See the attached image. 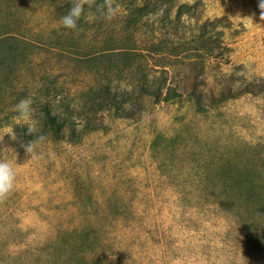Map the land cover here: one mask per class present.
<instances>
[{
    "label": "rangeland",
    "instance_id": "obj_1",
    "mask_svg": "<svg viewBox=\"0 0 264 264\" xmlns=\"http://www.w3.org/2000/svg\"><path fill=\"white\" fill-rule=\"evenodd\" d=\"M69 1L0 0V160L16 173L0 200V264H264L259 0H179L197 4L194 18L167 26L164 49L194 48L193 33L218 21L206 32L218 55L204 61L148 54L146 44L143 57L122 59L135 47L120 28L123 0L78 30L60 23L56 6ZM159 28L139 33L146 43ZM163 63L174 65L168 74ZM139 77L176 94L143 98L134 119L98 114L81 97L96 80L136 97ZM44 84L61 95L53 110L77 124L75 139L49 135L34 159L13 106L40 97L39 129Z\"/></svg>",
    "mask_w": 264,
    "mask_h": 264
},
{
    "label": "trees",
    "instance_id": "obj_2",
    "mask_svg": "<svg viewBox=\"0 0 264 264\" xmlns=\"http://www.w3.org/2000/svg\"><path fill=\"white\" fill-rule=\"evenodd\" d=\"M107 2L112 4L113 0H107ZM122 2L123 9L120 15V28L124 31L121 32L124 35H129L130 37L128 39H133L132 46H135L134 48L129 49L123 47L126 51L119 53V55H122V59L134 57L133 60L135 61L137 58L143 57L144 53L138 48V44H146L145 46L148 50V52H146L159 57L184 58L185 56L186 59L193 58V60L204 61V58L210 59L217 54L214 51L219 49L220 46H210V44H212V39L208 38L206 35L207 26L211 25L214 29L224 26L217 25L216 22L218 21L212 20H205L201 26V30L193 33L192 40L189 44L198 43L199 46L196 44L193 45L194 48L182 46L179 49H176L175 52H173V47L167 49L168 51H165L164 49L166 43L163 38L167 26H173V29H177L180 26L190 25L191 20L194 18L193 12L195 5H197L196 3H181L179 0H144L143 2H138V0H123ZM72 3L73 1H69L66 5L59 4L56 7L67 13ZM84 4L86 10L78 21L79 23L87 24L89 19L93 20L101 17L105 7V0H84ZM149 22L154 26L158 25L160 28L157 31H153L152 38L145 43L139 31L140 28L148 26ZM131 28L133 29L130 30ZM214 36H220V33H215ZM122 40L125 42V39ZM2 42L3 41H0V43ZM118 49H121V47H118ZM9 53L12 52L9 51ZM163 65L166 74L170 72L168 68L174 66L170 63H163ZM129 70L131 71L132 68L130 69L129 67ZM138 73H140L139 70ZM144 77H139L133 81L138 92L136 97L131 93L130 89L129 91L127 90V92L120 91L117 87H113L111 83H103L101 80H96L94 87H89L84 96L81 95V97L84 99V102H87L89 106L92 107V110L98 114L104 111L113 112L117 118L134 119L140 113L142 108L141 100L143 98L151 97L154 100L162 101L169 100V98L166 97L168 94L173 96L176 94L175 89L169 88L164 97V87H162V85L157 86V84H151L152 82L145 80ZM129 84L130 86L132 85V83ZM40 93L41 97L44 99L41 103V115L43 120L41 121L40 128L35 129L31 134L28 133L27 126L23 129L20 128L15 132L25 142H29L36 135L40 134H42L44 138L50 135L56 140L72 141V138L75 137L74 133L77 122L71 116L67 115V117H63L60 113L54 111L52 106L56 105L55 102L60 103L62 101L61 95L54 89H50L47 84L43 85ZM39 100L40 97H36L33 104H36ZM89 125L90 122L87 120L85 126L86 130L89 129Z\"/></svg>",
    "mask_w": 264,
    "mask_h": 264
},
{
    "label": "clouds",
    "instance_id": "obj_3",
    "mask_svg": "<svg viewBox=\"0 0 264 264\" xmlns=\"http://www.w3.org/2000/svg\"><path fill=\"white\" fill-rule=\"evenodd\" d=\"M260 11V22L264 24V0H259L258 4ZM84 0H73L68 12L60 18V23L64 28L69 30H78V21L82 14L85 12ZM117 9L109 4L105 0V7L103 15L106 18H111L116 14ZM250 19V18H245ZM33 100L31 97H25L20 99L14 106L13 110L16 113L15 119L21 121L27 125V131L29 134L33 133L36 129V121L33 118ZM11 137L14 138V133L9 129ZM44 140L42 134L36 135L32 140L24 145L26 153L31 154L34 159H38V153L36 151L39 144ZM15 170L8 161L0 160V200H5L14 191L15 188Z\"/></svg>",
    "mask_w": 264,
    "mask_h": 264
}]
</instances>
